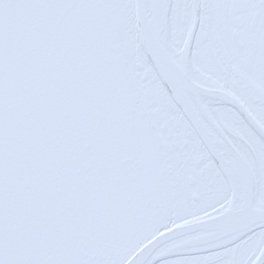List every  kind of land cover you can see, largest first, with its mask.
I'll list each match as a JSON object with an SVG mask.
<instances>
[{
	"label": "snow or ice",
	"instance_id": "snow-or-ice-1",
	"mask_svg": "<svg viewBox=\"0 0 264 264\" xmlns=\"http://www.w3.org/2000/svg\"><path fill=\"white\" fill-rule=\"evenodd\" d=\"M0 264H264V0H0Z\"/></svg>",
	"mask_w": 264,
	"mask_h": 264
}]
</instances>
